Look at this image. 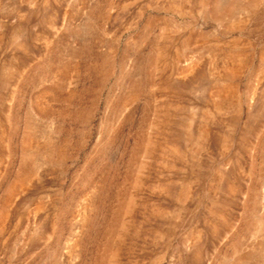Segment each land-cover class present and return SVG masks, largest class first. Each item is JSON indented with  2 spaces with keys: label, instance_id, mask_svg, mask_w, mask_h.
I'll use <instances>...</instances> for the list:
<instances>
[{
  "label": "rangeland",
  "instance_id": "obj_1",
  "mask_svg": "<svg viewBox=\"0 0 264 264\" xmlns=\"http://www.w3.org/2000/svg\"><path fill=\"white\" fill-rule=\"evenodd\" d=\"M0 264H264V0H0Z\"/></svg>",
  "mask_w": 264,
  "mask_h": 264
},
{
  "label": "bare ground",
  "instance_id": "obj_2",
  "mask_svg": "<svg viewBox=\"0 0 264 264\" xmlns=\"http://www.w3.org/2000/svg\"><path fill=\"white\" fill-rule=\"evenodd\" d=\"M219 7H220V5H219ZM216 8V7H215Z\"/></svg>",
  "mask_w": 264,
  "mask_h": 264
}]
</instances>
